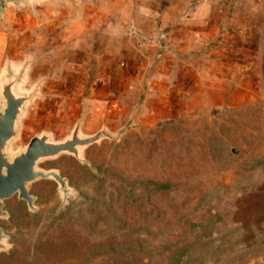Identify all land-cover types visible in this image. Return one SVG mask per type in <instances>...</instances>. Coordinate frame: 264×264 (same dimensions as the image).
<instances>
[{
	"label": "rangeland",
	"instance_id": "rangeland-1",
	"mask_svg": "<svg viewBox=\"0 0 264 264\" xmlns=\"http://www.w3.org/2000/svg\"><path fill=\"white\" fill-rule=\"evenodd\" d=\"M229 1L232 23L243 18L257 42L245 74L198 79L177 103L174 87L161 86L168 101L141 109H68L38 122L44 103L28 108L12 155L36 135L70 137L80 120L83 136L120 138L83 150V163L63 155L38 165L68 192L38 180L32 210L18 196L4 202L0 264H264V0ZM4 18L0 74L15 59L4 50L19 46Z\"/></svg>",
	"mask_w": 264,
	"mask_h": 264
},
{
	"label": "crops",
	"instance_id": "crops-1",
	"mask_svg": "<svg viewBox=\"0 0 264 264\" xmlns=\"http://www.w3.org/2000/svg\"><path fill=\"white\" fill-rule=\"evenodd\" d=\"M231 10L229 0H34L6 11L19 46L4 53L13 52L16 65L33 63L28 86H39L34 106L44 103L38 122L68 109H141L152 98L168 101L161 86L178 96L198 79L246 73L257 42L243 18L232 23ZM130 25L158 35L159 44L141 48L126 35Z\"/></svg>",
	"mask_w": 264,
	"mask_h": 264
},
{
	"label": "water",
	"instance_id": "water-1",
	"mask_svg": "<svg viewBox=\"0 0 264 264\" xmlns=\"http://www.w3.org/2000/svg\"><path fill=\"white\" fill-rule=\"evenodd\" d=\"M34 0H0V17L10 8L20 9ZM32 61L27 58L21 64L6 62L0 74V221L7 218L4 202L18 196L33 209L36 198L30 195L28 188L38 180L55 181L62 193H67V180L55 171H39L38 165L63 155L74 157L83 163L82 151L104 139H119L107 130L94 136H83V120L78 121L71 136L61 141L53 140L48 133L32 138L25 148L17 154H10L11 145L20 139L22 123L28 108L41 97L39 86L29 87V73ZM4 229L0 227V253L6 251Z\"/></svg>",
	"mask_w": 264,
	"mask_h": 264
},
{
	"label": "built area",
	"instance_id": "built-area-1",
	"mask_svg": "<svg viewBox=\"0 0 264 264\" xmlns=\"http://www.w3.org/2000/svg\"><path fill=\"white\" fill-rule=\"evenodd\" d=\"M126 35L134 39L141 48H152L157 46L160 42L158 35L148 34L133 25L127 27Z\"/></svg>",
	"mask_w": 264,
	"mask_h": 264
}]
</instances>
